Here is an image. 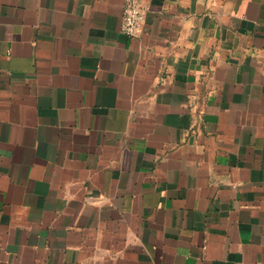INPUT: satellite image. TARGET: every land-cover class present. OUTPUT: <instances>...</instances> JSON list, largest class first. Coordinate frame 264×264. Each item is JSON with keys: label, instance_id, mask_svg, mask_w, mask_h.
I'll return each instance as SVG.
<instances>
[{"label": "crops", "instance_id": "crops-1", "mask_svg": "<svg viewBox=\"0 0 264 264\" xmlns=\"http://www.w3.org/2000/svg\"><path fill=\"white\" fill-rule=\"evenodd\" d=\"M0 0V264H264V0Z\"/></svg>", "mask_w": 264, "mask_h": 264}, {"label": "built area", "instance_id": "built-area-1", "mask_svg": "<svg viewBox=\"0 0 264 264\" xmlns=\"http://www.w3.org/2000/svg\"><path fill=\"white\" fill-rule=\"evenodd\" d=\"M146 19V10L141 0H125L122 15V33L128 38L138 36Z\"/></svg>", "mask_w": 264, "mask_h": 264}]
</instances>
